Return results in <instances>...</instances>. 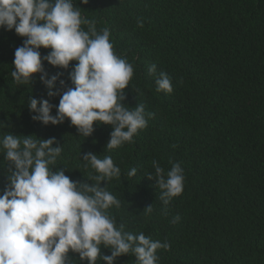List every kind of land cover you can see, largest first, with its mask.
<instances>
[{"label": "trees", "instance_id": "1", "mask_svg": "<svg viewBox=\"0 0 264 264\" xmlns=\"http://www.w3.org/2000/svg\"><path fill=\"white\" fill-rule=\"evenodd\" d=\"M74 3L98 33L109 29L116 55L133 64L122 103L133 109L143 104L153 114L147 127L133 143L109 150L111 126L94 124L85 138L68 120L57 126L34 121L30 98L48 99L55 115L60 97L49 98L38 75L29 86L13 82L14 52L23 39L0 28V124L6 125L0 131L54 137L53 147L63 151L52 171L64 167L65 175L81 183L94 174L83 167L85 153L111 156L121 176L106 187L121 207L109 212L126 231L170 244L168 251L157 250V264H264V0ZM39 51L43 58L50 49ZM74 64L64 70L44 61L43 67L49 77L61 74L62 92L72 87ZM152 64L169 76L170 94L156 91L148 72ZM154 160L165 175L179 163L185 176L182 194L166 209L160 189L146 177L155 175ZM132 168L137 174L129 177ZM6 170L0 167V195ZM150 205L152 213L143 212ZM176 216L179 222L172 223ZM101 255L110 250L102 248ZM68 256L73 264H87L77 254ZM114 264H135V257L121 256Z\"/></svg>", "mask_w": 264, "mask_h": 264}, {"label": "clouds", "instance_id": "2", "mask_svg": "<svg viewBox=\"0 0 264 264\" xmlns=\"http://www.w3.org/2000/svg\"><path fill=\"white\" fill-rule=\"evenodd\" d=\"M80 3L86 5L88 0ZM74 5V0H0V28L14 30L23 39L14 52L12 80L17 86H29L38 75L47 96L60 97L55 115L48 99L30 98L28 108L34 121L57 126L68 120L78 136L85 138L93 134L94 124L108 125L112 128L106 144L109 150L133 143V137L153 116L145 112L143 104L133 109L122 103L134 66L116 55L109 29L98 33ZM42 48L50 49L43 58ZM44 61L64 70L75 62L69 73L72 87L61 92L65 87L61 74L49 77ZM148 72L155 76L157 92L173 91L169 76L157 73L155 64ZM4 127L0 124V130ZM55 144L54 137L42 140L0 131V167L6 166L8 181L0 195V264H73L70 252L87 264H114L130 253L135 264H157V250L168 251L170 244L143 232L126 231L109 212L121 207V200L106 187L108 181L121 176L112 157L101 159L85 153L83 167H90L94 174L86 179L88 183H81L65 175L64 167L52 171L63 151L61 146L53 147ZM152 165L155 175L146 177L160 189L159 199L166 209L183 192L184 172L179 163H173L166 175L157 161ZM136 174V168L128 172L129 177ZM152 211L150 205L143 212ZM179 219L174 217L172 223ZM102 248L109 249L110 255L102 256Z\"/></svg>", "mask_w": 264, "mask_h": 264}]
</instances>
